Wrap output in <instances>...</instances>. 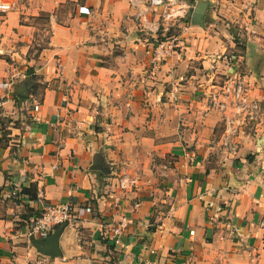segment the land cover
I'll return each instance as SVG.
<instances>
[{
    "label": "crops",
    "instance_id": "1",
    "mask_svg": "<svg viewBox=\"0 0 264 264\" xmlns=\"http://www.w3.org/2000/svg\"><path fill=\"white\" fill-rule=\"evenodd\" d=\"M7 1L0 264H264V0H186L170 27L129 0ZM234 75L260 113L232 149L208 95ZM47 203L76 213L41 245Z\"/></svg>",
    "mask_w": 264,
    "mask_h": 264
},
{
    "label": "built area",
    "instance_id": "2",
    "mask_svg": "<svg viewBox=\"0 0 264 264\" xmlns=\"http://www.w3.org/2000/svg\"><path fill=\"white\" fill-rule=\"evenodd\" d=\"M131 5L138 9V16L142 21L149 12H157L164 26L187 17L190 3L186 0H129ZM14 4L7 0H0V12L7 13L14 9ZM173 45L160 42L156 47L153 60L162 62L169 56ZM10 83L7 82V85ZM250 87L242 75L229 76L221 80L217 89L208 96L209 106L220 110L223 115L224 132L222 134V144L235 149L239 144L238 138L245 133L248 128H254L260 113L259 101L250 96ZM39 103L35 104L37 110ZM256 122V123H255ZM164 171L168 169L163 166ZM127 177L121 178V186H128ZM16 193V192H13ZM75 207L71 204L47 203L42 211L34 218L31 224V235L45 238L50 235L56 226H60L70 221L75 216ZM126 218L124 217L113 229L115 242L121 244V234L126 228ZM123 244V243H122ZM29 264H53L47 257L41 256L32 260ZM146 264H155L148 260Z\"/></svg>",
    "mask_w": 264,
    "mask_h": 264
},
{
    "label": "water",
    "instance_id": "3",
    "mask_svg": "<svg viewBox=\"0 0 264 264\" xmlns=\"http://www.w3.org/2000/svg\"><path fill=\"white\" fill-rule=\"evenodd\" d=\"M207 6H208V3L203 1L199 4V7L197 9V12H198V17H199V20L198 22H201L202 23V20H203V17H204V13H205V10L207 9ZM66 224L62 225V226H65ZM61 226V227H62ZM64 227H62L61 229L57 230L56 232H53L51 233L49 236L45 237V238H41V239H38V244L40 243L41 245H52L53 242H55L54 240L60 235V232L61 230H63ZM35 240V238H34Z\"/></svg>",
    "mask_w": 264,
    "mask_h": 264
}]
</instances>
